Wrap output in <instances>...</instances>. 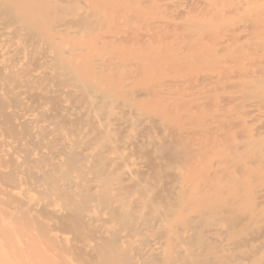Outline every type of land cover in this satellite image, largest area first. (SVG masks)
<instances>
[{
    "label": "bare ground",
    "instance_id": "obj_1",
    "mask_svg": "<svg viewBox=\"0 0 264 264\" xmlns=\"http://www.w3.org/2000/svg\"><path fill=\"white\" fill-rule=\"evenodd\" d=\"M199 1L0 0V264H264V0Z\"/></svg>",
    "mask_w": 264,
    "mask_h": 264
},
{
    "label": "rangeland",
    "instance_id": "obj_2",
    "mask_svg": "<svg viewBox=\"0 0 264 264\" xmlns=\"http://www.w3.org/2000/svg\"><path fill=\"white\" fill-rule=\"evenodd\" d=\"M196 2V1H199V0H158V2H157V0H156V2L158 3V4H161V5H166L167 4V6H170V5H172L173 4V7L174 6H176V4L177 5H180V4H184V3H186V4H188V2L189 3H191V2ZM202 1V0H201ZM201 1H199L200 3H207V2H201ZM210 1V0H209ZM197 3V2H196ZM185 5V4H184ZM168 10H170V11H168V15H170V16H172L173 17V15H171V13L172 12H174V11H171V9L168 7ZM165 11H167L166 9L165 10H162L161 12H165ZM161 12H158V13H161ZM162 13V15L164 16V14L167 16L166 18H164L163 16H161V14H160V17H156V18H153V16L151 17V18H153V19H150L149 21H152V22H150L149 23V25L148 24H143V25H145V27L144 28H142L143 26H141V27H138L139 29H138V31H140V32H138L137 33V35L139 36V33H140V35L142 34V35H144L145 33L147 34V33H149V30H150V32L151 31H153L154 29L155 30H166L167 29V27L169 28V26H170V22L172 21V20H174L173 18L171 19L170 18V16H168L166 13H164L163 14ZM173 14V13H172ZM156 16H158V14L156 15ZM162 17V18H161ZM158 18V19H157ZM164 18V19H163ZM149 19V18H148ZM147 19V20H148ZM160 19V20H159ZM156 20V21H155ZM157 22V23H156ZM160 22H161V24H160ZM148 25V26H147ZM158 25V27H156ZM160 25V26H159ZM140 26V25H139ZM153 26H155V27H153ZM148 27V29H146ZM141 28V29H140ZM149 28H153L152 30L151 29H149ZM159 28V29H158ZM144 31H145V33H144ZM148 31V32H147ZM141 32H143V33H141ZM141 35V36H142ZM141 36H139V37H141ZM207 110H208V107H207ZM216 120V119H215ZM214 119H208L207 118V126L208 125H210L211 124V122L212 121H215Z\"/></svg>",
    "mask_w": 264,
    "mask_h": 264
}]
</instances>
